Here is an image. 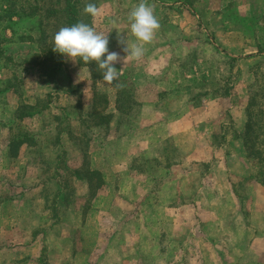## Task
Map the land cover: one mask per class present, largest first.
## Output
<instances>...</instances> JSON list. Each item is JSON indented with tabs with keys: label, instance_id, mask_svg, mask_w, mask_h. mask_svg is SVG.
<instances>
[{
	"label": "rangeland",
	"instance_id": "374dc122",
	"mask_svg": "<svg viewBox=\"0 0 264 264\" xmlns=\"http://www.w3.org/2000/svg\"><path fill=\"white\" fill-rule=\"evenodd\" d=\"M253 1L146 0L160 27L153 41L144 45L140 60L126 58L124 63L122 59L114 65L122 74L112 84L103 79L95 81L91 67L79 64L78 58L73 61L67 57L56 82L48 83L49 62H43L48 55L41 53L44 45L40 42L39 16L15 18L8 29H0V42L5 39L3 46L10 56L0 61V143L5 145L9 137L20 133L31 134L35 140L24 159H9L0 151V264H86L90 260L92 264H166L165 260L174 264H220L216 255L219 247L235 248L228 264H264V197L254 195L258 189L246 186V178L251 179L255 173L240 178L234 172L249 167L263 173L254 176V182L260 185L264 180V164L247 157L239 133L247 102L250 106L257 96L256 106L264 109V63L253 75L248 71L250 61L236 62L227 56L244 57L255 45L253 37L245 34L249 26L244 20L227 14L222 19L217 13L227 4L244 7ZM84 2L100 10L96 17L82 10L84 23L108 36L109 52L125 57L126 44L118 43L117 34L119 31L129 45L137 42L130 32L128 16L141 0ZM49 6L42 4L41 10ZM51 24L45 23L51 34L49 41L61 27L57 21ZM235 26L237 29L232 30ZM100 94H106L109 100L105 110L101 104L98 110L94 108ZM207 97L213 110L205 117L215 121H204L202 113L189 114V118L198 125L211 123L210 128L203 127L214 132L213 143L221 154L210 163L201 160L194 166L188 164L191 173L182 178L187 183L183 190L187 206L167 216H162L160 208L158 216H149V205L137 203L138 199L164 184L154 187L153 179L146 176L148 168L157 167L154 176L164 181L165 166L181 161L174 142L164 138L170 132L167 126L150 129L151 123L176 118L174 114L181 113L185 102L196 104ZM19 98L37 104L39 114L18 120L14 102ZM83 106L86 119H82ZM99 112L107 121L102 127L96 124ZM176 122L173 127L178 135L181 127ZM188 125L196 127L191 120ZM189 126L182 147L191 153L199 142L197 128ZM259 134L262 141L264 127ZM136 153L145 155V159ZM85 158L104 169L110 181L93 208L87 197L88 187L77 171ZM21 161L29 169L19 175ZM144 167L141 175L138 169ZM180 176L179 171H172L173 186L179 185ZM231 183L239 199L229 196ZM72 188L73 192L65 196ZM59 192H66L59 201L62 206L70 203L67 208H71L72 216H53L54 197ZM245 194H253L254 200L242 209L241 195ZM11 195L16 201L4 203L3 197ZM253 206L250 224L245 226L246 209ZM196 217L201 219L200 225L194 222ZM203 224L212 229L202 235ZM163 232L167 237L162 243ZM72 245L76 254L71 252ZM159 247H165L168 254L158 252ZM151 249L152 254L158 253L154 259L150 258ZM40 255L45 261L38 263Z\"/></svg>",
	"mask_w": 264,
	"mask_h": 264
},
{
	"label": "crops",
	"instance_id": "0c3cea01",
	"mask_svg": "<svg viewBox=\"0 0 264 264\" xmlns=\"http://www.w3.org/2000/svg\"><path fill=\"white\" fill-rule=\"evenodd\" d=\"M254 1L250 2V3L249 2L246 3V5H244V7H242V6L238 7V6L227 4L225 7H223L220 10L221 12H219L217 10V13L221 16L222 19H223L224 15L227 14L228 17H231V18L235 17V19L239 18L240 20H244V22H246L248 24V26H249L248 30L249 31L246 32L245 34H249L250 36L253 37L252 42L255 45V48H253V50L249 54H246L244 57L243 56H237L234 54L233 55L228 54L227 56L231 60H234L236 62H238V61L239 62L250 61L252 64L250 66H248L249 67L248 71L250 73H252L253 75H254L255 68L259 64L261 65L264 63V0H254ZM254 3H257L258 5L256 6ZM234 29H237V26H235L232 30H234ZM255 31L257 33H255ZM9 90L13 91L11 88ZM7 92H9V91H7ZM11 98H13V97H11ZM11 98L9 100H11ZM208 99H209L208 97L204 98L203 100H201L200 102H198L196 104H193V101H187V102H185L184 106L182 105L181 113L179 115L174 114V116H176V118L168 117L167 118L168 121L164 118L163 120H160L158 122L154 121L151 123V124H153V127H150V129H156L157 127L163 129L167 126V130L170 132L168 134L165 133L166 135L164 136V138L165 139H171L174 142V145L176 146L177 152H178V154H180L182 163L180 160L177 164L168 163L165 166L167 169L164 167L165 168L164 169L165 170L164 181H160L159 180L160 178H158L157 176H154L157 167L148 168L150 171H147L146 176L153 179V186L156 187V185L160 184L161 182H163V184H164V186H159L157 188V190L155 189L153 193L144 194L141 196L140 199H138L137 203L143 202L142 204H148L149 205V211H148L149 216H158V213H160L162 211H164L162 216L172 215L173 213L175 214L178 211V208H181L182 206H187L189 203L186 199L184 200V198L187 197L186 196L187 194L185 192H183L184 187H186L187 183L186 182L183 183L182 178H183V175L188 176L191 173L190 168L188 167V164L193 163L192 166H194L197 163V161H201V160L204 161L205 163H210L213 160H215V158L218 156L217 154H219V155L221 154L220 148L214 146V143H213V138H215L214 132H212L211 129H209L208 131H205V128L211 127V123H208L207 125H204V124L198 125L199 122H194L192 117L189 118V114H191V116H192L193 113H198V114L202 113L204 115V121L214 122L215 121L214 118L205 117V115L206 116L209 115L210 112L213 110V105L211 104L212 101L207 102ZM14 103H16L14 106L15 107L14 112L16 111L17 107H19L20 104H22V103L35 104V103L27 102V100H25V99L22 100L20 98L17 100V102H14ZM255 107H256V105H255ZM248 108H249V106H248V102H247L246 107H244V109H243V112L245 113L244 123L241 126L243 128L246 125V123L249 121ZM83 111L84 112L82 114V119H86L88 117V115L85 111V106H83ZM107 113L109 114L110 112H107ZM155 114H157V113L155 112ZM160 117H164V116L162 115ZM150 118L152 119L153 116L150 115L149 119ZM25 119H27V118H25ZM25 119H23V120H25ZM169 119H171V120H169ZM176 120L179 122V125L181 127V128H179L180 134H178V135L176 134V130H174V127H173V123L176 122ZM190 120L196 124L195 125L196 127H192V126L188 125V122ZM106 122L107 121L100 119V123L98 120V122H96V124L98 125V127H102V125H105ZM178 122H176V123H178ZM200 123H202V122H200ZM175 125H177V124H175ZM188 126L193 128L194 130H195V128H197L195 130V132L198 131V134L197 133L196 134L198 135L197 140H198L199 144L196 145V149L191 151V153L184 152L183 151L184 147H182L183 143L187 140L184 135L187 134L189 131ZM240 128H238V129H240ZM17 135L18 134H13L11 137H9L7 139V142L5 143V145H4V143H3V145L0 143V151L3 150L1 153L2 156H5L9 159L10 158H12V159H24L26 154L29 151L28 148H31L32 146H34V145H32L33 143L31 145H29L26 142V143L22 144V146L20 147L17 154H14V155L11 154V152H10L11 150L9 149V144H10L11 138L13 136H17ZM29 135L33 138V136L31 134H29ZM177 139H179V140L181 139L182 143L179 144ZM263 140H264V138H263ZM221 149H223V148H221ZM136 155H137V157L140 156L141 158L145 159V157H144L145 155H139L138 153H136ZM21 162L23 163V161H21ZM83 162H84V164L82 165L81 169H79L77 171L81 175V177H79V178L82 181H84L88 187V196L87 197L89 199L88 201H90V204L92 203L91 208H93L94 205L97 204V202H99V200H100L99 199L100 193L107 186H110V181L108 180L107 174H106L104 169L94 166L91 162L87 161L86 158L84 159ZM261 163L264 164V162H261ZM262 168H264V165L262 166ZM28 169H29V166L27 164L23 163L19 166L17 172L19 173V175H20V173H22V174L28 173ZM145 169H146V167H144V170L138 169L139 170L138 172L142 175L141 172H144ZM90 170H95V171L100 172L102 175V180H103L102 184L98 187L97 190H95L93 195H91L92 192H91L90 181L86 177L87 175H89ZM167 170L169 171L168 172V180H169L168 184H167ZM172 171H176V172L179 171L182 175V176H180V182L181 183L179 182V185H177V186H173L171 184ZM255 171L256 170H254V169L250 170L249 167H246V170L243 169L242 172H237V171H234V172L236 174H238L240 176V178H244V177L249 176L251 174L253 175L254 173H255V175H254L255 177L256 176H262L263 173L259 174V173H256ZM254 176L251 179L246 178V180H245V182H247L246 186L249 187L250 189H253V187L258 189L256 194H254V195L264 197V180L263 181L261 180V184L259 185L258 182L257 183L254 182V180H253V178H255ZM59 182L60 181H58V183ZM23 185L25 186V184H23ZM258 185H259V187H257ZM178 187L181 189V191H179ZM234 187H235V185L233 183H231V185L229 187V196L232 197L233 199L235 198V196L236 197L238 196L235 192ZM22 189H24V191H25V187H23ZM167 189L169 190V192L167 191ZM162 190H163V194H161ZM71 191L73 192V188L70 189L68 194L66 192H61V193L59 192L58 195H55V197H54V205H53L54 213H53V216L58 217V219L61 218L62 216H72V210H70L71 208H67L70 205V203L62 206V204L60 202L62 197H63L62 195L64 193H66L65 196H68L69 193L71 194ZM170 191H173L174 194H171ZM19 196H21V195H19ZM241 196H242V200H241L242 209H243V206H245L247 204L249 207L250 204L252 203V200H254L253 194H252V196L246 195V194L241 195ZM155 197H156V199H155ZM3 198H4L3 201L6 204H7V202H11V199L13 200V202L16 201V197L12 196V195L7 196V197H3ZM238 199H239V196H238ZM195 204L198 205V203H194V205ZM99 207H101V206H99ZM160 208L162 209V211L159 212ZM240 209H241V207H239V210ZM254 209H255L254 206H253V208L251 207V208L246 209V212H245L246 216H244L245 220L243 219L245 226H248L250 224V217L252 216ZM61 210L64 211L63 214L60 212ZM101 212H102V210L99 211V213H101ZM199 220H201V219L196 217L194 222L195 223L198 222V224H199ZM81 224H84V221H81ZM200 227H202V229L200 228L202 235L204 234V231L208 232L209 230L212 229L207 224H203ZM208 227H209V229L207 230ZM235 231L237 232L236 229H235ZM78 232H79V230H78ZM141 232H142V230H141ZM35 234H36V232H35ZM163 237H167L166 233H164V232L161 235V242L162 243H163V241H162ZM33 238L35 240H37L36 237H33ZM165 247H159L158 252H160V250H161L163 253H165L167 255L168 252L166 249H164ZM234 249L235 248H233V251H232V249L226 250L223 247H219V249L216 250V255H217V258L219 259L218 262L221 264V261H223V263L228 264L230 257H231L230 255L235 253ZM64 251L66 252L68 250L63 249V252ZM156 251H157V248H156ZM247 251H249V250H247ZM71 252L73 254L77 253V249L73 245L71 246ZM149 252H150V258L151 259H154L155 256H158V253H153V254L151 253L152 249L149 250ZM41 254H43V252ZM160 255H162V254L160 253ZM244 257H246L245 254H244ZM181 258H182V256H181ZM37 260H38V263H39V261H45L44 257L42 255L38 256ZM233 260L234 259H232L231 261H233ZM84 263L92 264L93 262H92V260H90V262L85 261ZM165 263L166 264H174L173 261H171V260L170 261L165 260ZM234 264H237V263H234Z\"/></svg>",
	"mask_w": 264,
	"mask_h": 264
},
{
	"label": "trees",
	"instance_id": "16d2710c",
	"mask_svg": "<svg viewBox=\"0 0 264 264\" xmlns=\"http://www.w3.org/2000/svg\"><path fill=\"white\" fill-rule=\"evenodd\" d=\"M84 0H0V29H8L14 24V19H22L27 16H39L40 17V42L43 44L44 48L41 53L47 54L48 58L44 59L43 62H49L48 65V75L50 79L47 80L48 83L56 82V75L63 63V58L61 54L55 53L51 47V34L46 29L45 23L59 22L61 27L71 26L77 22H84L81 11L85 6ZM42 4L49 5L47 10H41ZM44 8V7H43ZM43 11V12H42ZM54 20V21H53ZM10 23V26H9ZM1 26H3L1 28ZM60 27V28H61ZM0 42V61L8 59L10 56L6 54L3 42ZM39 42V40H38ZM107 55V54H105ZM79 64L83 66L91 67V76L95 81L102 78V74L97 71V64L91 62L89 64L84 63L80 58H78ZM42 62V64H44ZM7 91V90H5ZM257 96L253 97L251 104L248 108L249 121L246 123L244 128L239 132L243 140L244 146L247 148V157L250 159L258 160L259 162H264V140H259V131H262L264 127V109H259L256 103ZM109 100L106 94H100V96L94 102V108L98 110L99 104L104 106V110L107 109ZM37 104H27L22 103L17 107L15 111V116L18 120H23L25 118H32L39 113ZM98 119L104 120L106 117L101 116L100 112L98 114ZM29 145H34L35 140L28 133H20L17 136L11 138L9 149L11 154H17L20 147L24 143ZM91 184V195L94 194L95 190L102 184V175L100 172L95 170H90L89 175L86 176Z\"/></svg>",
	"mask_w": 264,
	"mask_h": 264
},
{
	"label": "clouds",
	"instance_id": "9594fccd",
	"mask_svg": "<svg viewBox=\"0 0 264 264\" xmlns=\"http://www.w3.org/2000/svg\"><path fill=\"white\" fill-rule=\"evenodd\" d=\"M83 13L96 17L100 14L99 8L93 3H87L83 8ZM130 32L135 37L136 43L129 45L121 39L118 31V43L126 44L123 51L127 55L123 58L117 52H109L108 36L98 33L94 27L82 21L71 26L61 27L51 39L53 52L61 54L73 61L80 58L84 63L95 62L97 71L102 74L106 84H112L118 80L119 75L114 65L123 59L140 60L145 52L144 45L153 41L160 24L154 14V10L146 0L135 6L129 16ZM107 54V55H105ZM123 87V85H118Z\"/></svg>",
	"mask_w": 264,
	"mask_h": 264
}]
</instances>
